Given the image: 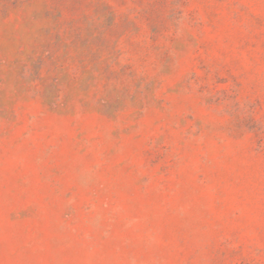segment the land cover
Masks as SVG:
<instances>
[{
  "label": "rangeland",
  "instance_id": "1",
  "mask_svg": "<svg viewBox=\"0 0 264 264\" xmlns=\"http://www.w3.org/2000/svg\"><path fill=\"white\" fill-rule=\"evenodd\" d=\"M0 264H264V0H0Z\"/></svg>",
  "mask_w": 264,
  "mask_h": 264
}]
</instances>
